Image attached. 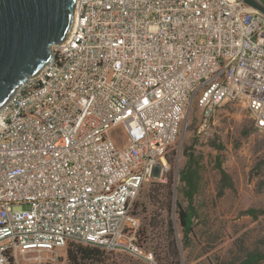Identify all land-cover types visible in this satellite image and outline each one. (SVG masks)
<instances>
[{
  "label": "built area",
  "instance_id": "built-area-1",
  "mask_svg": "<svg viewBox=\"0 0 264 264\" xmlns=\"http://www.w3.org/2000/svg\"><path fill=\"white\" fill-rule=\"evenodd\" d=\"M52 55L0 109V264L140 255L134 202L194 109L199 137L229 103L264 133V15L242 0H76Z\"/></svg>",
  "mask_w": 264,
  "mask_h": 264
},
{
  "label": "rangeland",
  "instance_id": "rangeland-1",
  "mask_svg": "<svg viewBox=\"0 0 264 264\" xmlns=\"http://www.w3.org/2000/svg\"><path fill=\"white\" fill-rule=\"evenodd\" d=\"M200 115L197 108L188 115L180 141L167 156L174 176L172 204L167 205L162 187L170 184V173L165 183H147L134 202L133 214L140 221L135 234L140 255L100 248L101 257L79 264H161L168 252L166 223L171 218L177 223L174 213L180 206H189L180 179L188 151L198 162L200 188L193 201L196 216L189 241L177 223L182 264H239L251 253L264 256V133L256 129L249 111L229 103L216 112L211 131L199 137ZM218 157L226 177L217 169ZM79 245L72 242L67 250L30 256L20 264H72L68 252Z\"/></svg>",
  "mask_w": 264,
  "mask_h": 264
},
{
  "label": "water",
  "instance_id": "water-1",
  "mask_svg": "<svg viewBox=\"0 0 264 264\" xmlns=\"http://www.w3.org/2000/svg\"><path fill=\"white\" fill-rule=\"evenodd\" d=\"M264 15L261 0H242ZM76 0H0V109L52 62L68 38Z\"/></svg>",
  "mask_w": 264,
  "mask_h": 264
},
{
  "label": "trees",
  "instance_id": "trees-1",
  "mask_svg": "<svg viewBox=\"0 0 264 264\" xmlns=\"http://www.w3.org/2000/svg\"><path fill=\"white\" fill-rule=\"evenodd\" d=\"M220 151L222 147L219 148ZM189 161L186 169L181 173L180 179L186 185V190L184 192L185 198L189 201V206L187 209L182 206L179 207V210L174 213V216L177 217V223L181 225L183 229L184 236L186 241L190 240V234L193 232L194 219H195V210L193 207V201L195 195L199 192L200 188V174L199 168L197 167V160L194 155H191L189 151ZM217 169L220 173L226 177V172L222 167V162L220 157L217 159ZM170 173V174H169ZM170 175V184L162 187L166 188L167 195V205L172 204L173 198V173L169 172ZM170 208V206H169ZM254 213V212H251ZM177 223L174 221V218L169 220L166 223V231L165 235L167 236L168 252H165L164 259L160 260L161 264H169L170 260L173 261L174 264H182L180 258V250L178 247L177 235L180 233L179 228L177 227ZM187 244V242H186ZM103 251L100 248L92 247L90 245L81 244L76 246L74 249H70L68 252L69 260L72 264H79L80 262H89L95 260L97 257H101L103 255ZM264 261V256L260 253H251L247 256L245 260H243L239 264H261ZM234 264V263H230Z\"/></svg>",
  "mask_w": 264,
  "mask_h": 264
}]
</instances>
